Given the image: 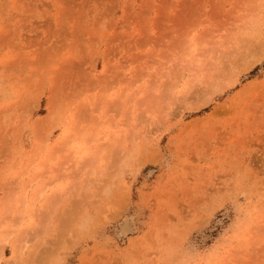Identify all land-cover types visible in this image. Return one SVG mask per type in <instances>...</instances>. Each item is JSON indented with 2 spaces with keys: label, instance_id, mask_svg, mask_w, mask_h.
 <instances>
[{
  "label": "rangeland",
  "instance_id": "1",
  "mask_svg": "<svg viewBox=\"0 0 264 264\" xmlns=\"http://www.w3.org/2000/svg\"><path fill=\"white\" fill-rule=\"evenodd\" d=\"M0 264H264V0H0Z\"/></svg>",
  "mask_w": 264,
  "mask_h": 264
},
{
  "label": "bare ground",
  "instance_id": "2",
  "mask_svg": "<svg viewBox=\"0 0 264 264\" xmlns=\"http://www.w3.org/2000/svg\"><path fill=\"white\" fill-rule=\"evenodd\" d=\"M126 229V228H125Z\"/></svg>",
  "mask_w": 264,
  "mask_h": 264
}]
</instances>
